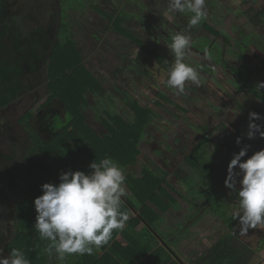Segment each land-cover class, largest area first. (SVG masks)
<instances>
[{"label": "trees", "instance_id": "1", "mask_svg": "<svg viewBox=\"0 0 264 264\" xmlns=\"http://www.w3.org/2000/svg\"><path fill=\"white\" fill-rule=\"evenodd\" d=\"M95 1L98 3L52 0L48 13L51 16L49 42L41 43L42 35L25 43L20 39H0L5 47L0 48V70L3 64L13 66L19 59L18 70L14 71L18 98H30L35 103L15 121L12 118L15 112L4 113L8 105L0 107V243H6L7 257L16 248L30 264H62L55 249L48 254L46 249L50 242L42 239L35 229L34 200L42 195L43 184H58L61 173L90 174L92 162L111 158L126 177L121 211L127 213L129 220L123 231H113L108 245L96 252L94 248L93 255H66L74 259L73 264L96 259V254L109 245L113 250L129 245L137 263L149 258H165L163 246L155 245H171V239L176 236L181 241L183 234H193L194 226L208 229L206 239L213 245L202 253L197 264H252L256 257L254 249L234 233L239 225L236 217L242 215L238 193L224 184L227 167L221 165H228L231 157L212 151L213 156L217 154V160L220 157L222 160L214 168L210 167L204 155L207 139L200 141L195 153L183 160V169L198 180L197 187L187 188L189 191L184 194L168 183L167 173L158 175L142 158L146 139L152 134L155 123L163 120V108L166 102L171 103L170 95L176 93L167 85L174 63L156 46V39L165 33L166 39L172 41V36L181 32V14L167 13L168 0ZM261 1L264 0L254 2L246 12L235 13L221 1L205 0L206 16L202 25L218 41L221 68L233 77L240 90L251 93L264 104V89H258L250 77L253 69L247 61L251 46L264 54V36L258 31L264 29ZM40 2L36 0L33 4L44 15ZM226 13L239 24L226 22ZM27 20L39 26V33L43 34L46 20L30 16L21 23ZM226 23L229 26L226 27ZM136 56L146 57L159 74H166L162 87L155 88L154 100L140 96L144 94L142 86L130 79L131 74L148 81L143 85L145 90L153 82V71L150 73V69L144 68ZM259 60L264 74V60ZM97 64L101 68L108 67L109 75L101 68L95 69L93 65ZM111 87L126 103L129 114L121 113L109 99ZM122 87L131 89V93ZM89 95L93 96L92 109L101 121L103 132H97L88 123L84 107L90 106ZM51 102H56L63 112L52 111L39 116ZM243 115L249 121V114L244 112ZM36 118H41V129L37 127ZM168 132L173 135L172 129ZM167 136L170 135L167 133ZM250 141L255 148L243 160L264 149V139L256 137ZM13 178L20 182L19 201L13 211H9L2 189ZM178 241L173 243L178 245ZM127 249L124 247L122 251Z\"/></svg>", "mask_w": 264, "mask_h": 264}, {"label": "rangeland", "instance_id": "2", "mask_svg": "<svg viewBox=\"0 0 264 264\" xmlns=\"http://www.w3.org/2000/svg\"><path fill=\"white\" fill-rule=\"evenodd\" d=\"M32 1L35 2L36 0H0V39H20L25 43L26 40L31 41L42 35L43 42H40H49L51 16L48 13L52 9L50 3L52 0H37L38 2L41 1L39 5L45 11L44 15H42L39 7L34 6ZM93 1L98 3L95 0ZM111 1L117 3V0ZM218 1H221L223 6L225 5L235 13H238L239 11H248L253 6V3L258 0ZM261 4L264 5V1H261ZM30 16L37 17L41 21L43 19L47 21L45 22L46 29L43 30V34L39 33V26H36L34 22L27 20L26 23H21L23 18H30ZM190 16L191 13L181 14V23H179L180 31L191 36L190 48L186 52L183 62L198 70L200 84L186 82L183 94L176 91V93L170 95L171 103L166 102V107L163 108L162 112L163 120L155 123L152 134L148 136L144 143V153L142 155L146 164L153 168L158 175L167 173L168 183L181 194L188 192V189L197 187L195 185L198 182L197 178L193 177L188 170L183 169V160L195 153L196 146L199 145L200 141L207 139V149H205L206 151L204 150L205 160L207 159L210 167L214 168L222 159L220 157L217 160V154L214 153V157L212 151L216 150L224 156L233 158V154L238 153L245 146H249L247 155L254 150L253 143L247 138L249 121L244 117V112L259 114L262 119L256 120L254 123L264 126V104L251 93L240 90L235 84L233 77L221 68L218 62L220 57L218 55V41H215L212 35L204 29L203 20L197 26L189 29L188 20ZM224 16L229 24L236 23V19L233 16H229L227 13ZM228 23H226V27L229 26ZM258 31L264 36V29L260 28ZM230 35L232 36L231 33ZM171 42L166 39V34L163 33L156 39V46L160 48L161 52L171 62L175 63V57L167 47ZM243 55L245 56V54ZM136 59L144 68L150 69V73L153 71V82L148 84L145 90L143 85L147 84L148 81L140 76L131 74L130 79L133 78L131 80L142 86L144 94L140 96L146 97L148 100H154V96L157 94V89L155 88L162 87L166 74H159L146 57L137 58L136 56ZM259 59L264 60V54L255 46H251L247 61L251 69H253L250 70V77L257 85L264 83V74L261 73L263 63ZM17 67H19L17 64L13 66L2 65V70H0V107L18 92L14 80V71L18 70ZM93 67L98 70L101 68L100 64L93 65ZM101 69L104 74L109 75L110 69L108 67L106 68L105 66ZM122 89L131 93V89L124 87ZM109 93V99L118 107L120 112L129 114L126 103L116 94L112 87ZM88 101L90 106L84 107L88 123L97 132H103L101 121L92 109L94 105L93 96L89 95ZM21 103L23 105L18 108L20 115H23L26 112L28 103L24 101H21ZM207 103L212 105H207ZM52 111L63 112V109L56 102H52L42 110L41 114L45 115ZM37 127L39 129L42 128L41 118L37 119ZM169 129L173 130V135L168 132ZM167 133L170 135L169 138ZM256 137H260L259 133L256 134ZM237 138L241 140L239 145L236 144ZM221 166L227 167L228 165L222 163ZM222 174L224 175L223 170L220 171L221 177ZM194 175L197 177V174L194 173ZM187 177L188 179H186ZM239 187L240 185H238V189ZM19 190L20 182L15 178L2 189L9 211H13L15 203L19 201ZM135 215L137 216V214ZM239 230L240 225L234 229V233L244 243L254 249L256 253L252 264H264V229L259 227L249 229L245 235H240ZM176 238H179V236H176ZM176 238L171 239V242H177ZM5 245L6 243H0V249L3 250V256L7 257Z\"/></svg>", "mask_w": 264, "mask_h": 264}, {"label": "clouds", "instance_id": "3", "mask_svg": "<svg viewBox=\"0 0 264 264\" xmlns=\"http://www.w3.org/2000/svg\"><path fill=\"white\" fill-rule=\"evenodd\" d=\"M205 0H168L167 13L170 15L189 14L188 28L197 26L206 16ZM167 45L175 57L167 78L169 88L178 93L185 92L186 82L200 84L198 70L184 63L190 48L191 36L177 32ZM264 88V83L257 85ZM262 117L249 114L247 138L255 139L259 133L264 139V126L254 123ZM241 143L237 138L236 144ZM248 147L233 154L227 166L225 187L238 193L242 215H238L240 235L249 229H264V149L243 160ZM90 174L83 171L63 172L58 184L45 183L41 186L42 195L34 200L37 213L35 229L40 237L49 241L46 251L49 255L55 249L57 258L63 262L66 255H93L95 250L109 244L113 231H123L129 216L121 211L126 177L123 170L111 159L89 165ZM238 169V171H237ZM237 183L240 187L237 189ZM0 249V264H30L24 253L12 249L8 257Z\"/></svg>", "mask_w": 264, "mask_h": 264}, {"label": "crops", "instance_id": "4", "mask_svg": "<svg viewBox=\"0 0 264 264\" xmlns=\"http://www.w3.org/2000/svg\"><path fill=\"white\" fill-rule=\"evenodd\" d=\"M192 232L191 236L183 234V240L178 241V245L173 242L170 243L171 245H155V247L163 246L164 252L162 254L165 258H149L137 263L134 257L135 252L130 251L129 245H121L114 250L109 245L103 252L96 254V259L88 258L89 261L87 259L83 262L86 264H163L162 262H166V264H197L202 253L211 249L213 245L210 240L206 239L208 238V229L194 226ZM124 247L128 248L127 251H122ZM107 253H110L111 256H106ZM73 261L74 259L66 257L62 264H73Z\"/></svg>", "mask_w": 264, "mask_h": 264}, {"label": "flooded vegetation", "instance_id": "5", "mask_svg": "<svg viewBox=\"0 0 264 264\" xmlns=\"http://www.w3.org/2000/svg\"><path fill=\"white\" fill-rule=\"evenodd\" d=\"M23 18V17H22ZM2 39H4V38H2ZM0 48H2V49H4L5 47L4 46H2L1 44H0ZM19 48V47H18ZM22 50H20L19 49V52H21ZM15 63L19 66V59H16V61H15ZM16 83V82H15ZM16 86H17V89H18V84L16 83ZM18 94H19V90H18V93H16L14 96H13V98H9L8 99V101L7 102H5L4 104H2V107L3 106H9V108L4 112V113H6L7 115H10L11 113H13V112H15V115L12 117L13 118V120L15 121V120H17L18 118H20L22 115H20V112H19V106H21V105H23V103H21V101H24V102H27L28 103V106L26 107V112H28V110H30L33 106H34V104L35 103H33L32 101H31V99L30 98H26V99H24V100H22V99H20V98H18ZM14 99V100H13ZM13 100V101H12ZM52 103V102H51ZM50 103V104H51ZM48 106V105H47ZM46 106V107H47ZM45 107V108H46ZM44 108V109H45ZM25 112V113H26ZM42 112V111H41ZM41 112H39V116H40V114H41ZM24 113V114H25ZM23 114V115H24ZM3 197H4V195H3ZM4 200H5V198H4ZM4 243V242H3Z\"/></svg>", "mask_w": 264, "mask_h": 264}]
</instances>
